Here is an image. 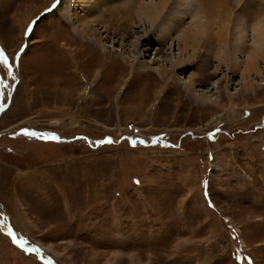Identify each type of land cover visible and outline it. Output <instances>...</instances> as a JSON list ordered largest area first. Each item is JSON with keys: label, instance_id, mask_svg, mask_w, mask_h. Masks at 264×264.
<instances>
[{"label": "rangeland", "instance_id": "1", "mask_svg": "<svg viewBox=\"0 0 264 264\" xmlns=\"http://www.w3.org/2000/svg\"><path fill=\"white\" fill-rule=\"evenodd\" d=\"M170 1L0 0V264H264V0Z\"/></svg>", "mask_w": 264, "mask_h": 264}, {"label": "bare ground", "instance_id": "2", "mask_svg": "<svg viewBox=\"0 0 264 264\" xmlns=\"http://www.w3.org/2000/svg\"><path fill=\"white\" fill-rule=\"evenodd\" d=\"M136 1H139V0H136ZM188 1V0H187ZM229 1L230 0H206V2H207V4H209V5H212V6H223V5H227L228 3H229ZM235 1H239V0H235ZM97 2V0H75V5H82V7H86L87 6V12L88 11H91V7L95 4ZM170 0H142L140 3H139V6L137 7L136 6V4H137V2H135L134 3V1H131L130 0V3H132L131 5H129L128 7H126V9L127 10H125L126 11V16H125V20L124 21H122V23H119V25H121V27L119 28V29H124V31H126L127 33H131L132 32V29L130 28V25H129V23L127 22L128 21V19L129 18H131V17H133V13H135V10H136V12L138 11L139 12V14L141 13H144V14H147L148 12H152V11H154L155 12V16L157 17L158 15H159V13H161V11H162V9L164 10V8H166V6H167V4H170ZM129 3V2H128ZM127 3V4H128ZM187 3H189V2H187ZM171 5V4H170ZM172 5L173 6H183V5H186V0H177V1H175V0H173V3H172ZM74 14L76 15V12H74ZM141 14H140V16L139 17H141ZM135 15H136V13H135ZM149 15V14H148ZM152 15V14H151ZM91 16V18H88V16H86L85 18H83V19H81V18H78L77 16H75L74 18L77 20V19H79V26L80 27H77L76 25H75V29L76 30H78L79 31V33L81 34V36H83V37H87V36H90V39H91V41L94 43V45L96 44V45H99V46H102V38H103V36L101 37V36H98V34H96L97 33V29H95V27L92 25V21H95L94 20V18H93V16L92 15H90ZM137 16V17H138ZM138 17V18H139ZM153 17H154V15H153ZM140 20H141V18H139ZM155 19V18H154ZM153 19V20H154ZM123 20V19H122ZM28 21V20H27ZM74 21V20H73ZM77 22V21H76ZM141 22H143V20L141 21ZM74 23V22H73ZM118 23V22H117ZM262 23V22H261ZM75 24V23H74ZM143 24V23H142ZM141 26V25H140ZM153 26V25H152ZM199 26V25H198ZM105 28H107V27H105ZM75 30V31H76ZM144 30V29H143ZM153 31V29L151 30V32ZM256 31H260V33L259 34H261L263 37H264V34H262V32H261V30H259V28H256V30H255V32ZM116 32V31H115ZM153 34V33H152ZM191 34V33H190ZM196 34V33H195ZM201 34V33H200ZM143 35H144V38H146V37H148L147 36V31L146 30H144V33H143ZM168 31H164V30H161V32L160 33H158V36H154V37H152V42H155V41H157L158 42V44H159V46H160V48L162 49L164 46H165V42L166 41H168L167 40V38H168ZM236 35V34H235ZM153 36V35H152ZM187 36V35H186ZM191 36V35H190ZM107 37V36H106ZM192 37H194V39H195V36H192ZM235 37V39H237L236 38V36H234ZM183 39V38H182ZM181 39V37L178 39V43H180V45H181V41L183 42L184 40H182ZM196 39H198V38H196ZM195 39V41L196 42H198L197 40ZM260 40V39H259ZM77 41H78V39H77ZM234 41V40H233ZM233 41H231V42H233ZM237 41V40H236ZM138 42V43H137ZM137 42L133 45V51H135V52H138L139 54H140V57H144V55H145V52H144V50L141 48V46H140V43H141V40L140 39H138L137 40ZM76 43H78V42H76ZM154 44V43H153ZM169 45H170V43H168ZM173 44H174V42H173ZM197 44V43H196ZM235 44H237V43H235ZM256 44H257V46H258V48H262V49H260L259 51L260 52H263L264 51V40H262L261 41V43H258V42H256ZM68 45H69V42H68ZM167 45V44H166ZM168 45V46H169ZM239 45V44H238ZM122 46L125 48V45L122 43ZM175 46V45H174ZM256 46V45H255ZM261 46V47H260ZM69 48H71V47H69ZM170 49H171V46L169 47ZM168 48V49H169ZM174 48V47H173ZM237 48V47H236ZM64 49H67V47H64ZM63 49V56L67 59L66 60V62H67V64H70L72 61H76L75 62V65H76V68H78V71H77V73H78V75H79V77H80V80H82L84 83H85V88H84V91H87V90H91V88L94 86V84H93V79L92 80H90L89 79V77L88 76H86L85 74H82V73H80V68L82 67V66H84L83 65V63L80 61V60H82L81 59V57L83 56V51H82V49L81 48H75L74 49V54H70L68 51H66V52H64L65 50ZM185 49V48H184ZM175 51V50H174ZM100 52V51H99ZM104 53H107V51H104ZM175 53V52H174ZM101 54V53H100ZM104 55H107V54H104ZM118 55L119 56H121V55H123V53H122V51L121 52H119L118 53ZM181 55H179V56H174V60H170V66H171V68L172 69H174V68H178V67H180V64H182L183 62H185V60L184 59H182L181 57H180ZM105 57V56H104ZM116 57V56H115ZM142 59V58H141ZM140 58H138V63L135 65V74L136 75H140L141 73H145V71H147V70H150L149 68H151V64H149L148 63V61L146 60H141ZM117 61V60H116ZM182 62V63H181ZM65 63V62H64ZM205 66V65H204ZM108 67H109V65H108ZM107 67V68H108ZM107 68H105V69H107ZM205 70V69H204ZM206 71V70H205ZM158 72V74H159V76H162V78H164V77H167V74L169 73V71H168V69L167 68H159V70L157 71ZM98 74H101L102 76L104 75L103 73H104V70H98V72H97ZM156 74V73H155ZM96 75V74H95ZM95 77V76H94ZM97 77V76H96ZM104 77L105 76H103V79H104ZM122 77V76H121ZM207 77V76H206ZM205 77V78H206ZM263 79V78H262ZM165 80V79H164ZM162 81V80H161ZM64 81H62V80H60V84L61 83H63ZM122 82H124L123 80H122ZM164 82V81H163ZM93 84V85H92ZM120 85H122V83L120 84ZM128 86H131V83H129V85ZM249 86H250V84H249ZM187 90L188 91H190L191 93H194L195 92V87H194V85H193V83H190L189 85H187ZM66 92V91H65ZM163 92V90L161 89V90H159L156 94H157V96H156V98L157 99H159L160 98V95H161V93ZM83 93V92H82ZM86 93V92H85ZM194 95V94H193ZM196 95V94H195ZM154 96V97H155ZM197 97V96H196ZM202 101L203 100H205V95H199L198 96ZM154 100H156V99H154ZM20 199V198H19ZM188 240H190V239H188ZM180 243H184V241H182V242H180ZM45 249H47V251H49L51 254H53L55 257H57V255H58V253H56L55 251H54V249L52 248V247H45ZM120 258H121V255L120 254H118V255H115L114 256V258H111V259H109V261H108V263L107 264H119V261H120ZM131 258H132V262H133V264H136V261H137V259H136V255H132L131 256Z\"/></svg>", "mask_w": 264, "mask_h": 264}, {"label": "snow or ice", "instance_id": "3", "mask_svg": "<svg viewBox=\"0 0 264 264\" xmlns=\"http://www.w3.org/2000/svg\"><path fill=\"white\" fill-rule=\"evenodd\" d=\"M0 63L4 64L8 68L9 73H11L12 65L9 63L8 57L4 54V52L2 50H0ZM0 85H3L4 87H7V85L4 84L3 78H0ZM24 134L25 135H30V136L36 135V133H31V132H27V131H25ZM39 135H40V138H42V139H59L58 137H49L48 135H46L44 133H41ZM22 246L23 245H21V247Z\"/></svg>", "mask_w": 264, "mask_h": 264}]
</instances>
